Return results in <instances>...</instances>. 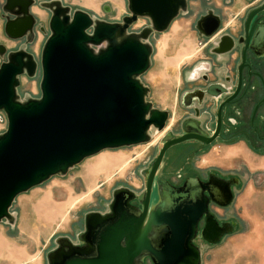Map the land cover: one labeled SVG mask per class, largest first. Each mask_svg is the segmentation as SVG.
<instances>
[{
	"label": "water",
	"instance_id": "obj_1",
	"mask_svg": "<svg viewBox=\"0 0 264 264\" xmlns=\"http://www.w3.org/2000/svg\"><path fill=\"white\" fill-rule=\"evenodd\" d=\"M126 1L129 14L120 23L93 22L86 11L69 14L60 5L52 9L50 33L39 57L38 98L23 102L15 98L18 77L32 76L37 68L30 53L17 49L0 62V110L6 118L0 134V220L9 216L8 208L19 193L54 174L65 173L100 150L144 143L149 128L160 130L164 126L167 110L145 100L147 88L138 80L149 66L150 48L134 35L123 34L138 17L147 18L153 31H164L180 11H185V0ZM29 2L5 0V12L21 7L20 15L3 25L7 37L18 39L31 31ZM262 11L264 4L244 20V48L258 38L264 19L258 21L263 14H256ZM208 19L211 25L206 36L218 26L214 16H204L202 21ZM222 38L214 51L218 55L233 44L229 35ZM102 41L106 45L98 51L89 46ZM222 43L227 45L220 48ZM261 43L264 46V41ZM4 51L0 44V55ZM208 90H203V95L213 100L219 96ZM218 127L217 120L208 137L196 130L165 136L146 172L144 192L138 199L141 209L127 203L130 197H122L130 195L128 190L116 189L107 213H86L81 245L63 240L46 254L47 264H144L145 257L150 264H200V249L193 240L198 236L213 245L233 230L227 222L218 224L208 212L210 180L186 178L179 187L161 193L159 205L148 209V201L165 150L189 139L207 144L216 137ZM230 196L223 204L231 202Z\"/></svg>",
	"mask_w": 264,
	"mask_h": 264
},
{
	"label": "rangeland",
	"instance_id": "obj_2",
	"mask_svg": "<svg viewBox=\"0 0 264 264\" xmlns=\"http://www.w3.org/2000/svg\"><path fill=\"white\" fill-rule=\"evenodd\" d=\"M37 6L32 8L35 20L30 32L23 37L10 40L2 33V22L6 12L0 4V44L6 55L17 49L30 53L37 63L32 76L21 74L15 88V98L25 101L38 98L39 92V57L44 41L49 35L48 20L56 5L64 6L71 14L74 10L86 11L93 22H121L128 15L126 0H35ZM237 9L225 10L234 12ZM170 25L161 32H155L145 17H138L123 36L134 35L145 42L150 48L149 66L138 76V80L147 88L145 100L153 107L170 111L168 123L180 115L177 97L182 87V78L187 74V67L195 60L197 40L190 31L192 16H184L183 11ZM231 17H227V20ZM90 30V29H89ZM119 39V38H117ZM106 45L102 41L89 45L98 51ZM198 66V64H195ZM6 126L5 114L0 110V134ZM149 128L148 140L137 145L106 148L82 159L68 168L65 173H57L40 184L29 188L15 196L8 208V217L0 220V264H46L45 255L53 246L52 239L57 234L72 235L81 229L82 214L100 204L106 203L115 183L141 185L138 171L152 154L153 147L159 141L161 133ZM208 151L193 156L192 163L196 166H209L228 171L238 172L242 183L237 189L235 198L228 212L239 220L238 232H249L262 241L264 234V218L248 230L247 198L264 201V169L255 167L253 156H232L229 149L235 147L218 145ZM151 152V153H150ZM230 155V156H227ZM222 165H219L221 164ZM227 165V166H226ZM139 167V168H138ZM138 169V171H137ZM224 170V169H222ZM253 202V201H252ZM255 208V209H254ZM264 213V204L252 203V211ZM261 215V214H260ZM264 216V215H263ZM242 232V233H243ZM258 233L257 235H255ZM231 232L217 244L207 245L197 240L200 249V264H221V258L232 253ZM256 241L248 243L250 248L257 246ZM243 244V245H242ZM240 247L244 249L245 239H241ZM222 253V255H221Z\"/></svg>",
	"mask_w": 264,
	"mask_h": 264
},
{
	"label": "flooded vegetation",
	"instance_id": "obj_3",
	"mask_svg": "<svg viewBox=\"0 0 264 264\" xmlns=\"http://www.w3.org/2000/svg\"><path fill=\"white\" fill-rule=\"evenodd\" d=\"M4 3L5 0H0L1 6ZM263 4L264 0H185L183 15L193 17L190 21L192 22L190 31L195 34L198 40L195 50L197 51L196 59L186 68L187 74L182 78L183 85L177 97L180 115L173 122L168 123L171 114L168 110L162 129H155V133H161L159 141L153 147L152 154L148 155L145 165L140 166V171L137 169L141 176V185L115 183L106 203L82 214L81 229L72 235L66 233L55 235L52 239L53 246L48 249L47 253L58 248V244H62L65 239L73 245H81L80 236L84 232L86 213L90 211L102 215L107 213L113 192L116 189L128 190L130 195L123 194L121 196L123 198L130 197L127 203L140 210L138 199L144 192L146 172L157 155L162 139L165 136L181 135L183 132L193 133L194 130L206 137L211 136L215 131L217 120L219 121L217 135L211 142L204 144L195 139H189L165 150L152 180L148 209L159 205L161 193L167 189L174 190L172 188L179 187L186 178H197L202 182L210 180L208 212L213 215L218 224L227 222L231 224L233 230L239 226L238 218L235 219L230 215L227 209L233 203L236 191L241 186V175L238 172L228 171V169L196 166L192 163L191 158L208 151L216 143L229 146L238 142H241L248 151L264 155V46L262 43L259 44L260 41H264V23L258 38L250 40L251 42L249 41L245 48L243 41L244 20L247 14ZM34 6H37L35 0H30L27 11L33 22L35 20L32 10ZM232 8L237 10L226 12ZM19 10L21 7H14L11 13L6 12L3 17L2 33L5 37L7 36L3 32L4 23L20 15ZM179 14L181 13L179 12L177 16ZM259 14L263 15L259 17L258 21L264 19V11L257 13L256 16ZM204 16H214L218 21L217 28L208 36L205 33L210 28L211 20L202 21ZM229 16L232 20H227ZM225 34L232 38L233 44L226 53L218 55L214 51ZM222 40L226 41L225 38ZM226 45L227 43H222L220 48ZM241 50L243 51V60L241 59ZM219 58L223 59L219 60ZM203 90H208L215 96L219 94V96L215 100L210 99L207 95H203ZM197 95H201V98L198 99ZM226 99L228 100L225 101ZM204 194L207 195L206 192ZM228 194L231 195V202L223 204ZM202 220L203 217L200 218L197 225L198 230H200ZM227 234L229 233L223 234L220 240ZM197 240L212 245L197 236L193 240L197 246ZM143 261L144 264H150L147 257L143 258Z\"/></svg>",
	"mask_w": 264,
	"mask_h": 264
},
{
	"label": "crops",
	"instance_id": "obj_4",
	"mask_svg": "<svg viewBox=\"0 0 264 264\" xmlns=\"http://www.w3.org/2000/svg\"><path fill=\"white\" fill-rule=\"evenodd\" d=\"M218 145H222V144L216 143L212 147L220 148V146ZM225 146H228V145H225ZM228 147H235L234 150L229 149L231 153H228V154H231L232 156H245V155L253 156L254 161L256 162V165H257L255 168L264 169V155H258V154L248 151L241 142L229 145ZM227 156H230V155H227ZM219 165H222V163ZM219 167H221L222 169L230 168V167H222V166H219ZM252 203L253 205L262 204V203L264 204V201L263 202L257 201L256 199L251 200L250 197L247 198L246 204L248 207V212H247V216L244 219L247 220V224L249 225L248 230H250V227H252L254 224H259L262 218H264L263 216L264 213L262 214L260 212H257L256 210L252 211ZM239 220H242V219L238 217V221ZM242 232L243 231L238 232V228L234 229L231 232L232 234L231 235L232 236V244H231L232 253L229 255V257H226V258L220 257L222 261L221 264H264V234L262 237V241H256L257 237L260 236L258 233L255 234V235L258 234L255 238L254 235L252 236L251 234H249V232L248 234L244 232L242 233ZM241 239H245L244 249L240 247ZM251 241L252 242L256 241L257 246L255 247V249L249 247L250 245H248V243Z\"/></svg>",
	"mask_w": 264,
	"mask_h": 264
}]
</instances>
